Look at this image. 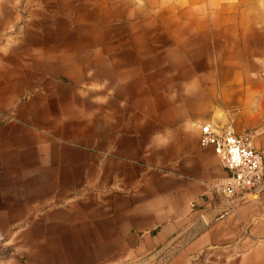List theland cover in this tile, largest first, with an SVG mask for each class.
Segmentation results:
<instances>
[{
	"label": "crops",
	"instance_id": "1",
	"mask_svg": "<svg viewBox=\"0 0 264 264\" xmlns=\"http://www.w3.org/2000/svg\"><path fill=\"white\" fill-rule=\"evenodd\" d=\"M0 264H264V0H0Z\"/></svg>",
	"mask_w": 264,
	"mask_h": 264
},
{
	"label": "built area",
	"instance_id": "2",
	"mask_svg": "<svg viewBox=\"0 0 264 264\" xmlns=\"http://www.w3.org/2000/svg\"><path fill=\"white\" fill-rule=\"evenodd\" d=\"M200 145L211 146L227 174L220 192L228 199L243 196L262 182V156L250 142L248 134H236L230 125L200 127Z\"/></svg>",
	"mask_w": 264,
	"mask_h": 264
},
{
	"label": "water",
	"instance_id": "3",
	"mask_svg": "<svg viewBox=\"0 0 264 264\" xmlns=\"http://www.w3.org/2000/svg\"><path fill=\"white\" fill-rule=\"evenodd\" d=\"M219 127V126H218Z\"/></svg>",
	"mask_w": 264,
	"mask_h": 264
}]
</instances>
